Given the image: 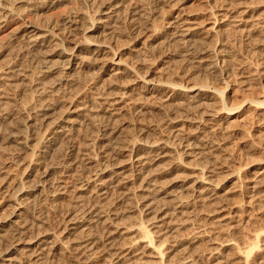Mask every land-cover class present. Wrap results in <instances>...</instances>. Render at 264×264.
<instances>
[{
  "label": "rangeland",
  "instance_id": "374dc122",
  "mask_svg": "<svg viewBox=\"0 0 264 264\" xmlns=\"http://www.w3.org/2000/svg\"><path fill=\"white\" fill-rule=\"evenodd\" d=\"M179 1L180 0H173L169 3H166L165 0L123 1L122 3L126 2L124 3L126 5L123 4V7H127L128 2L129 4H134L140 8L138 11L139 14L137 12L136 15L131 16L127 9L122 7L120 10L121 13L118 12L117 18L114 19V24L117 25L123 32V36L118 37L117 39V41L119 40L117 43H119V46L122 48L119 49V47L118 50H116L117 52H115L116 55H118V57L121 59L126 57L128 61H134L135 58L133 55H131L132 53L130 54V52H127L124 48H128V46L131 44V40H128L131 38L132 34H136L138 29L144 33L145 30H142V28H144L145 25L149 24L150 26L152 24L151 26L156 31L154 32L153 28L151 29L150 26V32L153 31L155 34L152 33L151 36L150 32L145 31L146 34L143 35V42L145 38L148 39L145 40V46H143L142 49L143 54L140 55L141 59L145 60L143 62L144 65L146 64L145 68L143 65V73L146 68L148 70L150 69L149 72L154 69L155 70L153 72L156 71V73L149 75L148 80L155 84L161 82V84H173L182 87L196 86L203 87V89L205 87L207 89L205 90L206 92L201 94L202 96H199L200 100L197 97L198 99L196 98L194 101L193 99H190L191 102L189 101V98L179 96L173 92H165V94L163 93L164 96L162 99L164 101L162 99H157L158 96L156 98L154 97V99L150 95H147L145 96V99L149 100H146L147 102L144 107L146 109H144L145 111L143 110L142 113L138 114V112L134 113L136 111L133 112L132 109H130L132 110L130 111L129 108H125V110L120 111L117 115L112 117V126L115 128L117 127L116 130L123 128V130L119 131H123L122 133L129 130L127 132H130L128 135L130 137L133 135L137 137L138 132L136 131L143 129V141H174L172 142L174 145L175 142L176 145L180 143L176 147L173 157H168L162 162L155 164V166L158 167L165 165L167 167L169 164L176 167L175 164L177 165V162H179L177 166L178 168H175V171L172 173L160 174L153 177L157 183V186H162L165 181L167 183L175 176L190 177L192 176V169L197 168L199 165L201 166L198 168L203 169L202 175L204 180L201 186L202 189H205L206 195L204 192L200 194V196L199 194L193 192L189 194L190 191L189 193L188 191H181V194L180 191L178 192L177 188L175 189L170 187L169 191L174 189V196L175 192H177L175 197L180 199L179 201L182 200L181 202L183 203V206L181 205L180 208L172 211L171 204L174 202V199L171 200V198H168L169 200H166V198L163 199L164 201L166 200L164 202L161 200L162 196L157 194V196L160 197H156L157 200L160 199V203H158L160 206H162V203L163 205L165 203L168 204V206L165 204V207H162L169 221H172V223L176 224L185 220V224L181 228L178 227L177 229L176 227L175 231H171L172 234L171 232L164 234L160 236L158 240L156 239L157 241L152 239L155 244L157 242V244H159L160 241H163V239L164 241L166 240V243L164 242L165 244L163 247V250H165L164 261L166 263L264 264V43H262L264 42V30L251 34H244L239 33V31H235L237 29H231L233 27L230 26V24L228 25V23L225 24L226 22H224L218 25L219 30L218 28V31L216 30L218 34L216 32L211 33V35H208L209 37H202L203 40L201 37H199V42L201 41L200 44H204L202 45L203 48H200L202 46L198 45V48H200L199 50L197 47V50H192L195 47L192 48L187 44H182V46L179 43L181 45L180 46L177 42H172V40H169L170 38H168V36L163 31L164 24H162L164 23L163 21H165L164 19L170 18L168 13L170 12V9H172V6L173 8L179 7ZM228 1H230L229 3L236 4L240 0H227V2ZM61 2H56V6L53 5L47 11V13H41L40 15L39 12L37 13L38 15L33 14L34 17H32L34 19H38V16L41 18L43 15L47 16L46 14H48V16H50L52 14L54 18L53 16H51V18L55 19L59 12L61 14L63 11L65 12L66 9V11H69L68 9H70V6L72 10L85 8L84 10L89 16L94 15L92 17H96L97 15V13L95 15V12L93 14V11L96 10V6H93L92 8L91 3L86 2L85 0H64ZM241 2H246L248 5L251 4L253 7L256 6L258 12L255 11V15H259V12L262 13L264 11V0H242ZM219 3L220 2L217 4L214 2L197 3L194 0H190L187 4L189 6H187L188 10L187 8H185V10L190 12L193 11L191 14L194 15V18H196L197 21L201 22L203 20L205 21L206 18H209V15L212 14V11L215 12L218 10H215L214 8L216 6L213 5L216 4L218 6ZM76 6L79 7L77 8ZM16 7L17 9L20 8L21 10L24 5H19V7ZM22 10H25V7ZM160 14H163L167 17L162 16L161 18ZM142 25L144 27H141ZM4 28L0 30V47H3L0 51V68H2L1 65L4 61L7 62V60H9L10 63L12 62L17 66V70H15V72L20 74L16 75L17 73L15 74V72H13L14 74L12 73L13 75H11L14 77L10 75L13 80L16 78L14 80L15 82H12L13 87H15L14 89H3L2 87L0 89V96L3 95V100L5 98V101H9L8 104L10 105H8V107L10 108V113H12V118L14 117L13 115H16V110L19 108L18 106L21 104L22 100H24L23 98H26V96L28 99L31 97L29 99L30 102L27 103H30L29 105L32 107L40 106L43 102L45 103L48 100L54 102L57 98L59 99V97H61L60 99L65 100V102H67V100L69 102V100L71 101L76 99H74V96L80 94L79 96L81 97L87 93L89 91V86L92 84V82H94L93 78L94 80H97L99 77H102V79H100L101 83H103V80L106 82L114 80L111 78L110 80L109 77L105 76L104 72L101 73L98 68L94 67L86 69L83 66L80 68L79 65V68L77 66H73L72 71L68 73L58 71V75L62 76L61 74H63L64 79L66 77L67 78L65 79V83L62 84L60 92L57 94L54 93L52 95L53 91L55 92V90L58 88L54 84V81L57 77L55 71L57 70L52 71V73L49 75H43L41 70L44 63H40H42V61L45 59V61H51L52 58V61L56 60L55 56H53L51 53L53 47L34 50V48L30 47L26 40L21 36L18 37L16 35L15 37L14 35L12 37V24H9ZM197 38L198 37L195 39ZM122 44L125 46L123 47ZM136 47L138 48L139 46ZM204 48L208 49V51ZM219 49H224L222 51L225 52L227 58H225L226 62H228L226 63L228 65V68H226L228 69L227 71H224L226 69L223 70V63H221V60L214 56L216 51ZM151 50L153 51L151 52ZM201 50L205 52L202 53ZM208 56H211V59L213 58L214 65L211 66L210 64H207ZM176 61H179L180 63ZM148 64L151 67H149ZM21 69H23L22 72ZM18 70L20 72H18ZM159 70L163 71V73ZM153 74L159 75V79L156 78L158 76ZM162 74L164 75L161 76ZM27 76H30L29 79H32V82L34 79L33 84H31ZM20 77L21 79H19ZM69 78L74 80L69 81ZM22 79H25L26 81L23 80L22 83ZM115 80V83L120 82L119 84L117 83L119 86L124 83L123 80L126 81L125 78L122 80L120 78ZM27 82H30V84ZM40 82H42V85L44 86H42ZM14 83L18 86H23H21L22 88H18V86H14ZM24 83H26L25 87ZM103 87L104 85L100 84L98 87L99 91L103 90ZM43 88L46 89L44 90ZM5 89L10 91L8 92ZM41 90H44L45 93ZM118 90L119 89L116 91L118 92ZM41 93H44L43 96ZM94 93L96 94L97 92L93 90L89 92V94L93 96L95 95ZM167 96H169V98ZM178 97L181 98L179 99ZM41 101L42 103H40ZM24 104L26 103L24 102ZM65 108L66 106L63 107V109ZM234 108H237L235 109L237 110V113L231 116H225L229 109ZM61 110L54 111L52 114L53 119L50 122L54 121L56 122L55 124H60V119H58L59 113L64 111ZM96 119L92 124L83 122V125L80 124V126L75 128L76 130L74 129L73 131L65 128L64 134L67 136L69 135L68 137L71 139L68 137H62L64 138L61 139L60 142V146H62V148L60 147L58 150L61 152L56 153L57 156H55L57 158L53 156V159L49 160H56L54 161L56 163L55 168L49 178H51L50 180H56L55 182L58 181L59 183L57 182V184L45 188L41 194L37 192L38 194L34 193L28 198L27 205L29 206L26 212V221H29L28 223L30 224L28 225L31 226L30 228L28 226V228L24 230L22 238L32 241L34 239L33 237H36L38 233V236H40V233H42L41 231H47L46 233L50 232L49 234L59 233V228H62L63 225H65L67 219L76 215L79 218V220H77L80 223L62 235L61 239L64 242H69L70 240H75V238L81 237V235L85 238H87V236L92 237V239L94 238L93 240L96 247L88 259L89 264H136L133 262L131 263L130 260L129 262L127 260H124L125 262H116L113 260V262L108 263L107 259L110 260L112 255L108 257L109 255H106L103 251H108L109 240L106 238L108 232L112 230L114 224L115 226L118 225L119 227H131L137 224H143V226H147V228H149L150 220L148 219H152L154 217V212L147 210V201L146 199L142 198L144 197L142 194H139L140 192L138 191V188L141 184L139 183L140 181L131 180L128 184H126V188L130 189L128 190L129 194L125 193L126 191L123 189L111 187L104 194L98 196L91 192L90 189L82 190L80 189L81 187H79L81 183L80 180L90 176V170L92 171L96 164L105 162L104 159L107 158L110 151L108 142L102 138L101 128L103 127L104 123L102 120L98 118ZM42 132V129H38L36 134L40 135ZM175 136L178 138V140ZM192 136H194V139H192ZM188 139H190L189 142H187ZM7 143L8 142H4L3 144L1 143L2 145L0 144L1 147H4L0 149V203L2 200L1 198L4 197L7 190V181L20 177L23 178L25 175L21 167L25 159H28V154L32 149V144L35 142H30V150L26 149V151H21L18 149L16 150L12 144L10 145V143H8L7 145ZM188 144H190V146H187ZM71 145L74 147V149L73 147H70ZM76 148H78V151H76L77 153L80 150L78 153L79 159L77 162L73 161L72 153L73 150H77ZM80 155L83 157L81 158ZM88 158H92V164L86 161ZM126 159V154H116L113 155L112 161L122 166L125 165V163L127 164ZM175 160L177 162H175ZM195 160L196 162H194ZM170 165L167 168H170ZM73 166L78 167L74 169ZM31 179V177L23 178L24 181H29ZM159 183L161 185H159ZM54 186L55 189H53ZM76 188L79 189L73 192L76 190ZM59 191H61V193ZM195 194L198 196H195ZM158 204L156 205V203H153L152 206L155 205L154 207H158ZM7 207L8 206L4 204H0V215L5 218L6 222L10 223L15 218L12 215L10 216V212H8L10 208ZM87 211L90 213L89 215ZM71 213H73V215H71ZM85 217H90L91 219L89 218L88 222L85 223L84 221H81L83 220L82 218ZM147 223L149 224L147 225ZM132 235L133 233H130V235H123L118 239L116 238V240L113 241L116 244L112 242L113 247L117 248L118 246L116 247V245H127L128 242H130L131 239L136 236L135 234L133 235L134 237ZM32 247H34V245L30 246V248ZM67 250L66 252L65 250L49 251L41 257V259L38 261V264H76L78 261V263H80L82 255L77 254V252H74L73 250ZM15 257H17V255H15ZM19 259L21 258L18 256L16 261ZM22 260L23 259L19 261ZM22 263H25V260H23Z\"/></svg>",
  "mask_w": 264,
  "mask_h": 264
},
{
  "label": "bare ground",
  "instance_id": "6f19581e",
  "mask_svg": "<svg viewBox=\"0 0 264 264\" xmlns=\"http://www.w3.org/2000/svg\"><path fill=\"white\" fill-rule=\"evenodd\" d=\"M61 1H64V0H0V30L4 27L8 26L9 24H12L13 28H12V30L10 29L11 32L13 33L12 37L14 35H15V37H16V35L18 37L21 36L23 39L26 40L27 44L30 45V47L34 48V50L35 49L40 50L42 48H48V47L52 48L53 47L51 50V53L53 56H55L56 60L52 61L53 58L50 56L52 58L51 61H45L46 60L45 59L42 61V63H40V64L44 63L42 65V70H41L43 75H49L54 70H57V71H55L56 74L58 73V71H63L64 73H66V72L68 73V72L72 71L73 66L78 67V65H79L80 68L83 66L86 69L94 68V67L98 68L101 71V73L104 72V75L108 76L109 79L111 78V79L115 80V79L120 78L122 80L123 78H125L126 81L123 80L124 83L119 86V85H117L118 82L115 83L116 80L115 81L112 80V81H108V82L103 80V83H101L100 79H102V77H99V79H97V80H94V78H93L94 82L91 81L92 84L89 86V91L85 94L83 93L84 94L83 96L80 97L79 96L80 94L77 96H74V99L75 98L76 99L71 100V101L69 100V102H68V100H67V102H65V100L60 99L61 97H59V99L57 98L56 101H54V102L51 100H48L47 102L42 103V101H43L42 100L40 102L42 104L40 106H37V107L30 106L29 105L30 103H27V102H30L29 99L31 97L28 99L26 96V98L25 97L23 98L24 100H22L21 104L19 103L20 105L19 104H18L19 106L17 105L19 108L18 109L16 108L17 113H16V115H13L14 116L13 118H12V113H10V111H9L10 108L8 107V105H10V104H8L9 101H5L6 100L5 98L3 100V97H4L3 95L0 96V144L1 143L3 144L4 142H8V143H10V145L12 144V146H14V148L16 150L18 149L21 151L22 150L26 151V149L30 150V146H29L30 142H35L32 144V149L30 150V153L29 152H28L29 154L27 153L29 155L28 159L26 158L27 159L26 160L24 158L25 161L23 159L24 162L22 161L23 164L21 167L23 170V173H25V175L24 174L23 175L27 178L31 177L32 179L29 181H27V180L24 181L23 178H25V177L23 176V178H21L19 176L20 178L7 181V183H6L7 184V187H6L7 190L5 192L4 197L2 196L3 198H1L2 200H1L0 204L1 205L4 204V205L8 206L7 208L11 209V211H10V209L8 211V212H10V216L12 215L15 219L9 223V222H6L5 218L0 215V264H20V263H22L23 260H25V263H22V264H38V261L47 252L57 251V250L58 251L59 250L60 251L65 250V252H66L67 249L73 250L74 252H77V254L82 255V259H80L81 260L80 263H78L79 262L78 261L76 264H89L88 259L96 247L95 242L93 240L94 238L92 239V237H90V236H87V238H85V237H82V235H81V237L78 236L79 238H75V240L74 239L70 240L71 242L70 241L64 242L61 239L62 235H64L66 232H68V230L73 229L75 226H77L78 223H80V222H78L79 218L76 215L73 217L71 216V218L67 219L65 225H63L62 228H59L60 229L59 233L49 234L50 232L46 233L47 231H45V232L41 231L42 233H40V236H38L39 233H38V235L36 233L37 236L35 235L36 237H33L34 239L33 240L31 239L32 241H28V239H26V240L23 239L22 234L24 233V230L26 228H28V226H29L28 224H30V223H28L29 221L28 222L26 221V216H27L26 212H27V208L29 206V205H27L28 198L30 196H32V194H34V193H36V194L40 193L41 194V192H43V190L45 188L53 186L54 184H57V182H58V181L55 182L56 180L52 181V180H50L51 178H49V176L53 172L55 165H56V163L54 162L56 160H52V161H49V160L53 159V156H55V155L57 156L56 153L61 152V151H58L60 147L62 148V146H60L61 139H64L62 137L67 138L69 136V135L67 136L64 134L65 128L70 130V131H73L75 128L80 126V124H82L83 122L84 123L86 122L88 124H92L96 118L102 120V122L104 123L103 127L101 128L102 132L101 131L100 132L102 133V138L108 142L109 147H110L109 148L110 151L108 153L107 158L104 159L105 162H103V163L101 162V163H98L96 165L94 164L95 165L94 169L92 171L90 170L91 175L85 177L84 179L82 178L83 180H80L81 181L80 186H79V187H81L80 189H82V190L83 189L84 190L90 189V191L93 192L95 195L100 196L112 187V188L123 189L126 191L125 193L129 194L128 190H130V189L126 188V184H128L129 181H131V180H133V181L137 180V181H140L139 183H141L139 185L138 191L140 192L139 194H142V196H144L142 198L146 199V201H147V206H148L147 210L148 211L151 210L154 212V217L153 218L151 217L152 219H148V220H150V222H149L150 224L147 223V225L149 224V228H147V226L146 227L143 226V224H137V225H134L131 227H125V226L119 227L118 225L115 226V224H114V226L112 227V230L108 232V235L106 238L107 240H109V242H108L109 248H108V244H107L108 251L107 250L103 251L106 255H109L108 257H110L112 255L110 260L107 259V261H108V263L109 262L111 263V262H113V260H115L116 262L117 261H124V260H127L129 262V260H130L131 263L133 262L136 264H168L164 261L165 250H163L164 249L163 247H164V244L166 243L165 242L166 240L165 241H164V239H163V241L159 240L160 241L159 244H157L158 242L155 244V242H153V240H156V239L158 240L160 238V236L167 234V233L171 232L172 230L175 231L176 227H177V229H178V227L181 228L185 224L184 223L185 220L178 222L176 224L172 223V221H169L168 218L166 217V213H164L163 207H162L167 203H165L164 205L162 203L161 204L162 206H160L158 204V203H160V199L159 200L156 199V197H159V196H157V194L162 196L161 200L166 199V198H167L166 200H169L168 198H171V200L174 199L173 200L174 202H172V204L170 203L172 205V206L170 205L172 207V209H171L172 211L180 208L181 205L183 206V203L181 202L182 200L179 201L180 199L175 197L177 195L176 194L177 192H175V196H174V194H173L174 189L169 191V188L170 187L175 188V189L177 188L178 192L179 191L180 192L181 191L182 192L188 191V193H189V191H190L189 194H191V192H193V193L199 194V196H200V194H202L203 192L205 193V189H202V186H201L203 183V180H204L203 175H202L203 169L198 168L201 165H199L197 168H193V169L190 168V169H192V171H191L192 176H190V177L175 176L171 180H169L167 183L165 181V183H163L162 186H157V183L155 182L153 177L156 175H160V174L172 173L173 171H175V168H178L177 166H178L179 162H177L175 160V162H177V165L175 164L176 167L169 164L170 168H167V167H169V165L167 167H166V165L162 166V167L160 166L161 167L160 168L158 166H155V164L162 162L164 159H166L168 157H173V155L175 153V149L180 143L176 145V142H175V145H174V143H172L174 141H172V142H167L165 140H159L157 142L143 141V139H142L143 135H144L143 129H139V131L138 130L136 131V132H138L137 133L138 135L136 134L137 137L135 135H133L134 137L133 136L130 137V136H128L130 134V132H127L129 130H127V131L124 130L125 132L122 133L123 131L122 132H119V131L123 130V128H121L120 130H116L117 127L115 128L112 126V117L117 115L120 111L125 110V108L126 109L129 108V110L132 109L133 112L136 111L134 113H137V112H138V114L142 113L143 110L145 109L144 107H145L146 102L149 100V99L148 100L145 99V96H147V95L148 96L150 95L153 98L154 97L156 98L158 96L157 99H162L165 92H173L179 96H184L185 98H189V101H190V99L191 100L193 99V101H194V99H196L197 97L199 98V96H202L201 94L206 92L205 90H207V89L205 87L203 89V87H196V86L182 87V86L173 85V84H161V82L158 84H155V83H151L148 80L149 75H151L152 73H156V71L153 72L155 70L154 69L155 66H154L153 67L154 70L151 69L152 71L149 72L150 69L148 70L146 68L144 70V73H143V69L145 68L146 64L144 65L143 62L145 60L141 59L140 55L143 54L142 49H143V46H145V40L148 39V38H145L144 42H143V35L146 34L145 31L150 32V30L153 28L151 26L152 25L151 24L150 25L151 29H150V26L148 23H147L148 25H145V27H144L143 25L145 24L146 21L144 22V24L142 23L143 25L141 26V27H144V28H142V30L143 29L145 30L144 33H143V31L141 32L138 29L139 33L136 32V34H132L131 38L128 40V41L131 40V42H130L131 44L128 46V48H124L127 52H130V54L132 53L131 55H133L135 60L134 61L133 60L128 61L126 57H125L126 59L125 58L121 59L118 57V55H116V52H117L116 50H118V48L120 47L119 46L120 44L117 43V42H119V40L117 41V39H118V37L123 36V32L117 25L114 24L115 23L114 19L117 18L118 12H120L121 8L123 7V4L126 3V2L122 3L125 0H85L86 2L91 3L92 8H93V6H96V10L93 11V14H94V12H95V15L97 13L98 16L96 15V17H92L94 15L89 16L87 14V12L84 10L85 8L82 9V8H78L79 6L78 7L76 6L78 9H76V7H75L76 10H72V8L70 6V9H68L69 11H66L67 10L66 9L65 12L63 11V13H61V14L59 12L60 15L56 14L57 17H55V19H53L54 16L52 14L50 16H48V14H46L47 16L43 15L41 18L38 16V19L33 18L34 17L33 14L38 15L37 13H39V12H40V15H41V13L42 14L47 13V11L53 5H55L56 2L60 3ZM172 1L173 0H165L166 3H169ZM189 1L190 0H180L178 2L179 3L178 8L177 7L173 8V6H172V9H170V12L168 13L170 18L169 19L163 18L165 21H163L164 23H162V24H164V30L163 31L168 36V38H170L169 39L170 41L172 40V42H177L178 44L180 43L181 45L187 44L192 48L195 47L192 50H197L196 47L198 48V45H201L200 44L201 41L199 42V37H201V39H202V37H204V36L207 37L208 35H211V33H214V32L217 33V31L219 30L218 25L220 23L226 22L225 24L228 23V25L230 24V26L233 27V28H231L229 26L231 29H237L235 31H239V33H244V34H251V33H255L257 31L264 30V11L262 13L259 12L260 13L259 15H255L256 14L255 11L258 10L257 7L256 6L253 7L251 4L248 5L246 2L245 3L241 2L242 0H240L239 2L237 1L238 3H236V4L229 3L230 1L227 2V0H194L197 3L198 2L199 3H201V2H214L217 4L218 2H220L218 6L216 4L213 5V6H216L214 9L215 10L218 9V10H216V11L214 10L215 12L212 11L211 15H209L210 14L209 13L208 15L210 17L208 16L209 18H206L205 21L203 20L201 22L197 21L196 18H194V15L191 14L193 11H191V12L187 11L188 10L187 4ZM127 4H128L127 7L124 6L123 8L127 9V11L131 14V16L136 15L137 12L139 11L140 7H137L134 4L133 5L129 4L128 2H127ZM19 5H22V6L24 5L25 10H22L24 7L21 10H20V8L17 9L16 6L19 7ZM124 5H126V4H124ZM185 8H187V10H185ZM159 13H161V12H159ZM130 14H128V15H130ZM138 14H139V12H138ZM163 14H160L161 18H162V16L163 17L165 16ZM51 16H53V18H51ZM165 17H167V16H165ZM161 21H162V19H161ZM217 28H218V30H217ZM227 28H228V26H227ZM124 29H126V28H124ZM153 31L155 32L156 30L153 28ZM153 31L150 32L151 36H152ZM153 34H155V33H153ZM196 37H198V38L195 39ZM149 38H151V37H149ZM23 39H21V40H23ZM127 42H125V43H127ZM197 42H199V43H197ZM143 43H144V45H143ZM190 43H192V44H190ZM195 43H197V44H195ZM262 43H264V42H262ZM202 45H204V44H202ZM122 46H123V44H122ZM136 46H139V47L137 48ZM159 46H163V45H159ZM2 48L0 49V51L2 50ZM121 48L122 47H120L119 49H121ZM200 48H203V46ZM200 48H198V50ZM204 49H206V48H204ZM29 50H32V49H29ZM206 50L208 51V49H206ZM222 50H224V49H221V50L219 49L218 51H216V53H215L216 55L214 54V56H216L217 58H219V60H221V63H223V70H224V69L228 68L227 67L228 65L226 64L228 62H226V60H225L226 55H225V52ZM152 51L153 50H151V52ZM203 52H205V51H202V53ZM0 54H1V52H0ZM208 57H209V59H208ZM208 57H207V62H208L207 64H210L211 66L214 65L213 64V58L211 59L210 58L211 56H208ZM47 60H49V59H47ZM176 62H179V61H176ZM143 65H144V68H143ZM148 65H147V67H148ZM204 66H205V64H204ZM221 66H222V64H221ZM1 67L2 68H0V89H1V87L3 89L4 88L10 89V90H11V88L14 89L15 87H13L12 82L16 78L13 80L12 77H14V76H12V75L14 74L13 72H15V70H17L16 69L17 66L14 65V63H12V62L10 63L9 60H7V62L4 61L2 63ZM149 67H151V66L149 65ZM40 69H41V66H40ZM19 70H18V72H20ZM22 70L23 69H21V72H22ZM156 70H158V69H156ZM227 70L228 69H226L224 71H227ZM145 71H147V72H145ZM159 71L163 73V71H161V70H159ZM73 72H75V71H73ZM16 73L17 72H15V74ZM18 74L19 73H17L16 75H18ZM73 74H75V73H73ZM73 74H72V77H73ZM61 75L63 77L57 74L56 79L54 78L55 81L53 80L55 82L54 84L58 88L55 90V92L52 90L53 91L52 95L54 93H56V94L59 93L62 84L65 83V79L67 77L64 79V75L63 74H61ZM153 75L158 76L156 78L159 79V75H157V74H153ZM163 75L164 74H162L161 76H163ZM29 77L30 76H27L28 79H29ZM44 77H46V76H44ZM152 77H155V76H152ZM38 78H36V79H38ZM95 78H97V77H95ZM19 79H21V77ZM23 80L26 81L25 79H22V81H21L22 83H23ZM43 80H45V79H43ZM72 80H74V79H72ZM72 80L70 79L69 81H72ZM30 82H31V84H33L34 79H33V82H32V79L30 80ZM30 82L29 83L27 82V83L30 84ZM38 82H39V80H38ZM51 82H52V80H51ZM40 83L42 85V82H40ZM47 83H49V82H47ZM24 84H25L24 85V87H25L26 83H24ZM100 84L104 85V87H103L104 89L102 88L103 90H101V88H100L101 91H99V88H98ZM51 85H53V84H51ZM14 86L17 87L18 85L15 84ZM21 86H23V85H21ZM21 86H18V88H20ZM42 86H44V85H42ZM7 89H5V90H7ZM117 89H119L118 92L116 91ZM44 90H41V91L45 93ZM92 90L97 92L96 94L94 93L96 96L89 94V92ZM114 91H116V92H114ZM4 92H6V91H4ZM15 92L17 93L16 90H15ZM32 94H33V92H32ZM43 94L41 93L42 96H43ZM56 94H55V96H56ZM45 95H47V94H45ZM177 95H176V97H177ZM167 97L169 98V96H167ZM52 98H53V96H52ZM13 99H14V97H13ZM199 100H200V98H199ZM19 101H21V100H19ZM189 101H188V103H189ZM24 102L26 104H24ZM181 104H179V105H181ZM36 105H38V104H36ZM256 105H258V104H256ZM256 105H254V106H256ZM64 106H66L65 109H63ZM250 106H253V105H250ZM61 109H63L64 111ZM235 109H237V108L229 109L228 112L225 114V116H231V115L237 113L236 112L237 110H235ZM58 110L59 111L61 110L63 112L59 113L58 119H60L59 120L60 124L57 122L58 123V125H57V124H55L56 122H54V121L50 122V121L53 119L52 114L54 113V111H58ZM132 110H130V111H132ZM38 129H42V131H43L40 135L36 134V131ZM189 136H191V135H189ZM193 137L194 136H192V139H194ZM68 138H70V137H68ZM177 140H178V138H177ZM189 140L190 139H188L187 142H189ZM81 142H82V140H81ZM8 143H7V145H8ZM108 144H107V146H108ZM180 146H179V148H180ZM187 146H190V144H188ZM2 147L0 146V149ZM70 147H73V146L71 145ZM185 147H186V145H185ZM78 148H76L77 150H73L74 147L72 149L73 150V152H72L73 153V161H76V162L79 159L78 153L81 150L79 148L80 150L77 153L76 151H78ZM189 149H190V147H189ZM82 153H84V152H82ZM116 154L117 155L118 154H126L127 164L125 163V165L121 166L118 163L113 162L112 161L113 155H116ZM61 156H62V154H61ZM25 157H27V156H25ZM80 157H81V155H80ZM90 157H93V156H90ZM80 161H78V162H80ZM86 161H88L90 164L93 163L92 158H88V159H86ZM68 162H70V161H68ZM194 162H196V160ZM69 166L72 167L71 165H69ZM78 166H76V167H78ZM76 167L73 166L74 169ZM79 168H80V166H79ZM67 169H69V168H67ZM70 169H72V168H70ZM26 171H27V173H26ZM76 172H78V171H76ZM77 175H80V174H77ZM254 176H255V174H254ZM259 181H261V180H259ZM256 184H258V183H256ZM159 185H161V184L159 183ZM58 188H61V187H58ZM136 188H137V186H136ZM53 189H55V186ZM78 189L77 188H76V190L73 189L74 190L73 192L77 191ZM56 190H58V189H56ZM212 191H214V190H212ZM59 192L61 193V191H59ZM182 192H181V194H182ZM62 193H63V191H62ZM196 194H195V196H198ZM205 195H206V193H205ZM203 196H202V198H203ZM180 197H181V195H180ZM200 200H201V198H200ZM143 202H145V201H143ZM153 203H156V205L158 204V207H154L155 205L152 206ZM167 206H168V204H167ZM145 207H146V204H145ZM89 214L90 213L88 212V215ZM71 215H73V213H71ZM89 218L90 217L82 218L83 220H81V221H84L86 223V222H88ZM148 220H147V222H148ZM30 226H29V228H30ZM38 232H40V231H38ZM130 233L131 234L133 233V235L135 234L136 236L134 237L132 235L134 238H132L131 241L128 242L127 245L123 244L121 246L116 245V247L118 246L117 248L113 247L112 242L115 241L116 238L118 239L123 235H130ZM171 234H172V232H171ZM113 243H115V242H113ZM33 245H34V247L30 248V246H33ZM15 255H17V257L19 256L23 260L19 261V260H21V259H19L18 261H16L17 257H15Z\"/></svg>",
  "mask_w": 264,
  "mask_h": 264
}]
</instances>
